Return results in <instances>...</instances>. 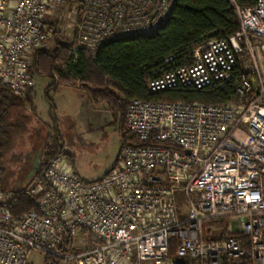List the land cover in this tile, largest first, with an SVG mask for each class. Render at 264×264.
I'll use <instances>...</instances> for the list:
<instances>
[{"label":"built area","instance_id":"2783aa9c","mask_svg":"<svg viewBox=\"0 0 264 264\" xmlns=\"http://www.w3.org/2000/svg\"><path fill=\"white\" fill-rule=\"evenodd\" d=\"M175 3L0 0V85L25 97L34 55L64 29L75 59L81 49L94 55L108 41L153 34ZM234 6L236 34L204 41L149 84L152 93L230 89L233 100L132 101L126 125L140 145L125 143L96 181L57 157L44 174L49 189L35 179L24 191L37 210L23 216H12L13 194L0 187V264H31L33 251L59 264H264V0Z\"/></svg>","mask_w":264,"mask_h":264},{"label":"trees","instance_id":"16d2710c","mask_svg":"<svg viewBox=\"0 0 264 264\" xmlns=\"http://www.w3.org/2000/svg\"><path fill=\"white\" fill-rule=\"evenodd\" d=\"M257 0H176L168 19L151 35L117 39L106 42L94 55L86 49L72 51L75 42H59L53 48L38 51L31 67L33 76L45 77L51 81L45 97L48 102V116L51 130L47 136L42 163L36 180L46 190L44 174L48 166L59 156L65 155L75 166L74 156L65 149L64 137L59 131L57 108L49 93L61 84H68L86 91L92 102L105 104L116 120L121 122L124 143L140 145L126 125V111L134 100L161 103H201L206 105L224 104L233 100L230 89H175L152 93L149 84L162 74L171 72L188 63L191 51L204 41L213 38L228 39L240 28V21L234 3L241 8L252 7ZM56 37V36H55ZM173 58V64L167 59ZM25 97L16 96L11 90L0 85V187L8 193L11 178L3 167L4 151L10 146L11 131L22 127L13 123L17 111L29 106L36 113L33 91ZM27 118V117H26ZM147 143L145 145H148ZM122 145V146H123ZM13 217L36 211L35 199L27 193L12 195L9 205ZM176 244L170 247V258L176 254ZM45 264H59L45 256Z\"/></svg>","mask_w":264,"mask_h":264},{"label":"rangeland","instance_id":"374dc122","mask_svg":"<svg viewBox=\"0 0 264 264\" xmlns=\"http://www.w3.org/2000/svg\"><path fill=\"white\" fill-rule=\"evenodd\" d=\"M61 22L58 24L63 26L64 23ZM59 30L61 31V28ZM72 35L71 29H64L58 37L52 40L50 48L55 46L57 40L72 42ZM34 80L33 99L37 112L34 113L27 106L14 114L16 116H14L13 123H21L22 127L11 131L10 146L4 151L3 167L6 168L11 178L9 194L22 192L33 185L37 169L42 163L44 147L49 134L46 125L48 102L45 93L50 86V80L38 76H34ZM61 85L64 88L72 87L68 84ZM76 89L79 88L76 87ZM98 110L102 121L99 125H95L90 134L76 136L74 131L62 130L65 147L71 155L75 156L77 172L87 181H96L114 168L124 143L121 122L113 117L105 104L99 103ZM30 262L31 264H45V256L33 251Z\"/></svg>","mask_w":264,"mask_h":264},{"label":"crops","instance_id":"0c3cea01","mask_svg":"<svg viewBox=\"0 0 264 264\" xmlns=\"http://www.w3.org/2000/svg\"><path fill=\"white\" fill-rule=\"evenodd\" d=\"M50 83L51 81L49 82V85ZM49 97L57 108V120L61 134L62 130H64L66 132L74 131L76 136L87 135L93 132L95 125H99L102 121V116L99 115L98 104L93 103L89 94L80 88H64V86L59 85L49 93ZM48 112L49 106L47 110L46 125L50 132L51 120L48 116ZM65 149L68 153H70L66 147ZM73 169L81 177V175L77 172L76 162Z\"/></svg>","mask_w":264,"mask_h":264},{"label":"water","instance_id":"95a60500","mask_svg":"<svg viewBox=\"0 0 264 264\" xmlns=\"http://www.w3.org/2000/svg\"><path fill=\"white\" fill-rule=\"evenodd\" d=\"M41 165V164H40ZM39 169H40V166H39V168L37 169V174H38V172H39ZM37 174H36V177H37ZM36 177H35V179H36ZM25 191V190H24ZM24 191H22V192H24ZM19 193V192H18Z\"/></svg>","mask_w":264,"mask_h":264}]
</instances>
